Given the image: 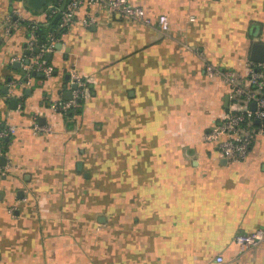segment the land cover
<instances>
[{"label":"crops","instance_id":"obj_1","mask_svg":"<svg viewBox=\"0 0 264 264\" xmlns=\"http://www.w3.org/2000/svg\"><path fill=\"white\" fill-rule=\"evenodd\" d=\"M131 1L155 20L167 13L169 31L83 5L76 18L92 24L66 29L46 76L23 73L38 51L28 21L3 36L19 2L0 0V124L16 127L0 159V264H264V242H236L264 227V131L233 161L205 138L232 106L206 63L244 73L258 61L264 0ZM74 72L88 97L66 116L51 102L71 93Z\"/></svg>","mask_w":264,"mask_h":264},{"label":"built area","instance_id":"obj_2","mask_svg":"<svg viewBox=\"0 0 264 264\" xmlns=\"http://www.w3.org/2000/svg\"><path fill=\"white\" fill-rule=\"evenodd\" d=\"M25 1V2H24ZM27 0H18L19 4L13 9L12 14L4 20L3 36H7L22 22L28 21L29 32L27 44L30 49L39 51L25 64L28 75L32 70L43 72L46 76H51L54 67L45 58V53L55 48L62 36H58L55 31H50L45 40L39 38V29L44 24L37 17H30L24 11ZM97 5L111 12H118L121 15L140 21L147 25H157L163 32L169 31L171 22L167 13H160L157 19L151 18L145 8L131 0H68V3L60 18L55 22L58 29H68L76 21L84 25L92 24L93 17L76 18L78 10L83 5ZM44 12L46 23L54 22L60 10V0L55 2L48 0ZM29 7V5L27 4ZM43 7V6H42ZM41 7V8H42ZM40 8V9H41ZM247 68L244 73L236 69L218 66L212 62L206 63V71L209 76L223 77L230 86L229 97L232 106L225 110L222 117L214 121L212 126L206 131L207 141L215 143L220 157L227 160L245 159L251 150L253 142L260 131H264V59L246 61ZM71 97H59L53 99L51 107L63 114L71 115L73 109L80 100L88 97L87 83L77 72L72 73ZM255 103V108L252 104ZM259 121V122H257ZM34 132L50 131L51 126L34 122L32 125ZM16 132L15 125L0 124V157L5 154V143L11 134ZM236 242L240 252L257 247L264 242V227H257L249 232H240L236 235ZM217 263H223L225 257L218 254L215 257Z\"/></svg>","mask_w":264,"mask_h":264},{"label":"water","instance_id":"obj_3","mask_svg":"<svg viewBox=\"0 0 264 264\" xmlns=\"http://www.w3.org/2000/svg\"><path fill=\"white\" fill-rule=\"evenodd\" d=\"M47 1L48 0H27V4L30 7L34 8V9H40L42 6H44L47 3ZM67 3H68V0H63L62 4L60 6V10L61 11L56 15V17L54 19V22H56L60 18L61 14H62V10L65 9ZM61 44H62L61 42H58L56 44V47H61ZM35 51H39V48L36 47L35 48ZM46 55H47L48 58H50L51 55H52V53L51 52H47ZM252 58L255 59V60H258V61H261V60L264 59V43L258 42V43H255L254 44V46H253V52H252ZM29 62H30V59L28 58L25 61V63H29ZM14 65L16 67L20 68L21 65H22V61L16 60V61H14ZM23 73H26V69H23ZM36 73H39V74H42L43 75L42 72L33 71V74H36ZM68 77H69V75H68ZM6 91H8V89H6ZM66 96H67V98H70L71 97V93L68 92ZM226 100L228 102V97H227ZM11 102H12V104H13L14 107H17L18 98L17 97L12 98L11 99ZM255 106H256L255 103H253L252 104V107L255 108ZM257 122H259V121H257ZM0 159H1V161L3 163H5L6 157L4 155H2Z\"/></svg>","mask_w":264,"mask_h":264},{"label":"trees","instance_id":"obj_4","mask_svg":"<svg viewBox=\"0 0 264 264\" xmlns=\"http://www.w3.org/2000/svg\"><path fill=\"white\" fill-rule=\"evenodd\" d=\"M38 31H39L38 32L39 38L41 40H45L48 32L55 31L58 36H62V34L66 31V29H58L57 23L55 24V22L51 21L49 24H43ZM83 99L80 100L79 104L73 109V111L74 110H77L78 112L81 111Z\"/></svg>","mask_w":264,"mask_h":264},{"label":"rangeland","instance_id":"obj_5","mask_svg":"<svg viewBox=\"0 0 264 264\" xmlns=\"http://www.w3.org/2000/svg\"><path fill=\"white\" fill-rule=\"evenodd\" d=\"M24 2H25V1H24ZM24 5H25L24 11H25V13H26V14L28 13V10H30V11H31V13H34V12H36L34 9H32V8L28 7L26 3H24ZM46 8H47V6H46V5H44V6H43L41 9H38V11H37V12H44V11L46 10ZM28 14H29V13H28Z\"/></svg>","mask_w":264,"mask_h":264}]
</instances>
